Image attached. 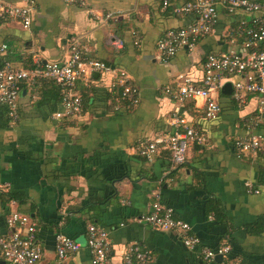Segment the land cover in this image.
Here are the masks:
<instances>
[{
  "label": "crops",
  "instance_id": "crops-1",
  "mask_svg": "<svg viewBox=\"0 0 264 264\" xmlns=\"http://www.w3.org/2000/svg\"><path fill=\"white\" fill-rule=\"evenodd\" d=\"M6 1L19 5L32 1L33 11L28 31L0 24V46L7 45L0 63L5 60L24 69L29 59L34 64V58L41 64L61 62L68 56L69 44L77 42L90 59L124 71L138 103L119 104L113 91L121 87L116 71L90 73L76 83L83 101L81 114L55 119L62 109L52 82L38 86L33 80L22 82L15 120L7 107H0V192L22 194L26 203L4 204L0 199V233L10 234L6 224L10 214L27 215L37 225L42 249L38 264H92L85 246L89 223L81 211L105 200L102 228L109 234L112 264L123 263L131 244L148 252L151 264H220V256L219 262L206 261L200 251L217 252L223 246L229 247L231 264H264V104L257 95L247 94L239 106L232 87L230 95L222 94V87L212 94L219 116L208 122L202 101L179 103L166 92V88L176 91L178 76H188L201 86L202 65L209 54L241 52L246 37L238 28L248 27L250 17L229 15L218 6L209 36L192 51L183 48L162 60L158 40L196 18L168 13L159 0ZM110 35L122 39L121 50L108 45ZM175 117L204 134L206 143L189 146L182 166L173 165L167 151L151 162L139 158L137 144L173 132ZM249 119L256 121L261 148L237 156L235 142L251 136L245 125ZM157 203L190 227L198 247H186L177 232L139 221ZM212 204L219 219L209 211ZM58 232L82 245L61 263L55 254ZM0 264L10 263L0 254Z\"/></svg>",
  "mask_w": 264,
  "mask_h": 264
},
{
  "label": "built area",
  "instance_id": "built-area-1",
  "mask_svg": "<svg viewBox=\"0 0 264 264\" xmlns=\"http://www.w3.org/2000/svg\"><path fill=\"white\" fill-rule=\"evenodd\" d=\"M162 10L171 7L176 16L192 15L194 23L179 30H169L156 44L162 60L171 59L176 53L186 48L192 51L197 42L209 36L217 19V7L221 6L229 15L241 13L250 17L248 27L241 24L239 33L246 37L241 52H216L209 54L203 62L204 77L201 86L194 84L188 76H178L176 91L166 92L179 103L185 101H202V115L208 122L217 120L220 108L212 99V94L220 90L224 84L232 87V98L237 105L245 103L247 94L257 95L260 104H264V2L252 0H184L182 4H173V0H159ZM33 2L24 5L0 0V24L11 23L28 31L31 26ZM108 45L116 51L123 48L121 38L110 35ZM137 46L138 41H134ZM7 51V45L0 46V56ZM36 68L31 70L14 68L5 60L0 63V107L9 109V117L16 118V106L20 96L21 84L27 80L45 78L53 81L60 88L61 112L54 114L55 119L79 116L82 112V99L76 90V83L90 73H113L116 70L97 60L90 59L87 51L79 43L72 42L68 46V56L61 62H46L34 58ZM121 86L117 100L119 104L136 106L138 97L136 90L126 85V73L116 71ZM237 78L238 80H235ZM173 132L164 133L153 139L140 142L135 147L136 154L147 162L167 151L170 161L175 166H182L187 160L189 146H203L206 136L191 125L175 117ZM245 125L251 136L235 142L237 156L255 154L261 148V139L255 134L256 121L246 120ZM255 193H258L256 191ZM140 222L160 231H174L188 248L200 245L199 240L190 234V227L173 217L172 212L160 204H154L153 210L140 217ZM10 230L8 236L0 233V254L10 264H38L42 259V249L36 238L37 225L27 215L12 213L6 219ZM85 246L92 254V264H112L109 254L111 242L108 232L92 225L87 226ZM82 248L78 242L58 232L55 237V254L58 263L64 262L72 254ZM229 247L223 246L217 252L201 248L200 254L206 261H213L220 256V264H231L227 260ZM148 252L135 244L125 251L122 264H151Z\"/></svg>",
  "mask_w": 264,
  "mask_h": 264
},
{
  "label": "trees",
  "instance_id": "trees-1",
  "mask_svg": "<svg viewBox=\"0 0 264 264\" xmlns=\"http://www.w3.org/2000/svg\"><path fill=\"white\" fill-rule=\"evenodd\" d=\"M166 12L172 13L171 7H169L166 10ZM26 63H27V65L25 66L24 69L31 70V69L36 68V65L32 64L30 62V59L28 61H26ZM47 80L52 82L51 85H53L57 88L58 93H59V103H60V88L53 81H51L49 79H45V78H37V79H34L33 82H34L35 86H38V84L40 82H43V81L46 82ZM113 91H115V93L117 95H119L121 93V87L114 88ZM82 103H83V101H82ZM123 105H126V104H123ZM1 107L6 108V106H1ZM139 158H141V157H139ZM0 199L3 201L4 204L9 203L10 201H14V202L18 203L19 205L26 203V198L24 197V195L12 194L10 192H4V191L0 192ZM106 207H107V202L105 200L97 201V202L86 205L82 209L81 214L85 215L87 217V221H88L89 225L104 228L105 226L103 225V222H102V216H103V212L105 211ZM209 211L214 213L216 219L220 218V212H219L217 206L212 204ZM228 259H229V257H228Z\"/></svg>",
  "mask_w": 264,
  "mask_h": 264
},
{
  "label": "water",
  "instance_id": "water-1",
  "mask_svg": "<svg viewBox=\"0 0 264 264\" xmlns=\"http://www.w3.org/2000/svg\"><path fill=\"white\" fill-rule=\"evenodd\" d=\"M221 93L222 94H225V95H230L231 94V86H230V84H225L224 86H223V88H222V90H221ZM215 261L216 262H219L220 261V257L219 256H217L216 258H215Z\"/></svg>",
  "mask_w": 264,
  "mask_h": 264
}]
</instances>
